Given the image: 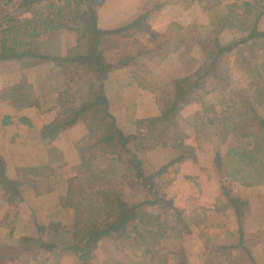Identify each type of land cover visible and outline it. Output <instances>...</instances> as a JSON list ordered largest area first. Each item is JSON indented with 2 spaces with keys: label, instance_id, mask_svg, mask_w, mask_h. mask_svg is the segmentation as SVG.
<instances>
[{
  "label": "trees",
  "instance_id": "1",
  "mask_svg": "<svg viewBox=\"0 0 264 264\" xmlns=\"http://www.w3.org/2000/svg\"><path fill=\"white\" fill-rule=\"evenodd\" d=\"M104 2L105 0H2L0 3V61L33 57L51 60L60 67L68 84L56 99L61 110L60 118L44 126L41 137L52 140L65 129L82 123L90 141L85 174L93 181L92 190L84 185H70L60 198L61 206L73 211L75 232L71 250L78 264H90L89 251L101 240L109 239L119 246L120 242L141 238L148 230L160 231L162 237L174 230L172 224H161L160 216L145 208L162 207L168 210L171 207L166 201L159 200L160 197L154 190V181L165 174L174 176L179 170L178 165L189 152L188 145L194 142L179 130L176 122L183 109L191 105L198 106L195 116L200 115L196 117L200 128L197 133H201L206 127L220 129L223 130L222 140L228 135L226 128L234 125L232 121L239 115L238 110L248 109L252 114V124L244 128L249 132L248 136H254L252 129L255 127H261L264 134V118L256 112V107L264 104V58L258 67L238 52L239 46H245L257 54L264 52V31H258L257 28L258 17L264 15V0H253L258 12L257 18L243 38L233 37L226 41L221 34L226 23L218 21L212 24L211 31L197 43L202 54L200 66L191 75L172 80L163 87L156 86L151 79L152 68L155 66L151 62L154 59L158 63L166 57L170 36L155 32L149 20L165 3L156 2L150 10L130 24L101 30L95 10ZM187 6L189 4L183 5L184 9ZM235 8L228 7V12H233ZM59 30L75 35L76 49L68 50L61 58L41 57L34 53L33 43L40 36ZM79 47L85 51L78 52ZM232 59L234 69L246 77V88L241 90L239 86L235 89L231 86L229 64ZM146 63L152 65L147 67ZM122 68L130 70L139 87L155 93L159 110L158 116L140 120L137 123L138 133L130 137H124L117 129L107 105L109 89L105 84L106 80L110 73ZM247 87L251 89L252 96L247 93ZM212 93L217 94L219 99L207 104L206 97ZM173 150L178 151L176 158L170 156V151ZM256 150L260 151V148ZM98 154L113 157L121 169V178L126 173L132 176L146 189L151 199L132 206L116 201L111 181L90 172V165ZM143 155H160L167 160L162 164L157 161L149 165L152 171L146 174L143 159L140 158ZM220 159L221 154L215 151L213 165L220 176H224L225 170ZM172 166H175V170ZM218 181L220 194L228 200L235 216L239 248L248 254V250L242 245L243 202L220 184V178ZM0 186L10 194V203L19 200L17 184L6 178L5 165L1 159ZM86 210L100 223H92V218L84 220L82 216ZM41 248L60 249L53 244L41 245L30 238H20L16 247L0 246V260L10 261L19 252L35 253ZM223 249L226 248L220 250ZM215 255L222 256V252H212L213 258L218 262L229 260V254L226 260L215 258ZM150 260V263L154 262V258Z\"/></svg>",
  "mask_w": 264,
  "mask_h": 264
},
{
  "label": "crops",
  "instance_id": "2",
  "mask_svg": "<svg viewBox=\"0 0 264 264\" xmlns=\"http://www.w3.org/2000/svg\"><path fill=\"white\" fill-rule=\"evenodd\" d=\"M156 2L165 4L153 13L149 23L158 34L170 36L168 54L152 68L151 79L158 87L189 76L200 66L202 54L197 43L211 31L212 24L226 23L221 30L226 41L243 38L258 14L253 0H105L95 10L98 27L110 30L130 24ZM185 4H189L186 9ZM230 6L236 7L233 12H228ZM257 28L264 31V15L258 17ZM76 46L73 33L59 30L40 36L32 49L41 57L61 58ZM242 48L245 56L257 54L245 46H239L238 51ZM105 84L109 89L108 112L124 137L138 133L140 120L158 116L155 93L139 87L128 68L110 73ZM65 87L60 67L51 60L33 57L0 61V159L5 165L6 178L17 184L19 192V200L10 203V194L0 186V246L13 248L20 238H30L41 245L60 247L41 248L35 253L22 251L13 260L1 259L0 264H78L71 254L73 236L69 237L72 241H61V237L55 239V234L57 230H69L68 224L73 220V211L60 204L67 186L90 180L85 174L90 141L82 123L65 129L52 140L41 137L42 128L60 118L56 99ZM197 162L203 165L198 158ZM109 167L116 175L119 170L116 160L98 154L90 165V172L110 180L111 176L107 177L104 170ZM178 168L176 175L168 180V187L172 186L175 192V187L183 185L187 191V181L191 172H197V166L193 161H183ZM202 177L212 179L205 173ZM225 218L215 226L222 231L219 245L234 247L229 251L238 250L235 246L239 235L233 211L226 208ZM257 236L256 244L261 246L264 231ZM255 247L248 254L257 264L253 256Z\"/></svg>",
  "mask_w": 264,
  "mask_h": 264
},
{
  "label": "rangeland",
  "instance_id": "3",
  "mask_svg": "<svg viewBox=\"0 0 264 264\" xmlns=\"http://www.w3.org/2000/svg\"><path fill=\"white\" fill-rule=\"evenodd\" d=\"M244 50L243 48L240 49L239 54L255 66L260 67L264 52L255 56L251 53L245 56L246 52ZM82 51L84 52L85 49L79 47L78 52ZM151 63L157 64L154 59ZM151 63H146L147 67L151 66ZM232 63H234L233 59L229 64L231 86L234 89L239 86L241 87L240 90L246 88V77L236 71ZM64 82L67 87L65 77ZM251 92V89L247 87V93L250 96H252ZM206 98L207 104H211L216 102L219 96L212 93ZM217 111H219V108H217ZM197 112L198 106L191 105L183 109L176 118L179 130L194 141L188 145L190 149L184 160L186 162L193 161L194 165L197 166V172H191L192 176L187 181V191L183 185L175 187V192L172 191V186L168 187L166 183H169L168 180L173 176L165 174L154 181V190L160 197L159 200L161 202L166 201L171 207L168 210L162 207L159 209L145 208L148 212L157 213L160 216L161 224H172L175 227L174 230L163 237L160 231L152 232L148 230L141 238L134 241L131 238V240L120 242L119 246L109 239L101 240L95 248L89 251L90 254L88 253L90 264H255L249 254L239 248V244L235 246L238 247V250L229 251L234 247L220 250L223 246L219 245L218 240L222 237V231L221 228L215 226L220 225L218 223H220L219 220L222 217L226 220V208L228 211L231 208L228 200L220 194L218 180L220 178V184L243 202L242 228L244 241L242 245L247 250L257 246L256 243L259 241L257 233L264 231V134H262L261 127H255V129H252V135L255 137L248 136L249 132L244 129L252 124V114L248 109L238 110L239 115L232 121L234 125L226 128L228 135L224 140H222L223 130L220 129L215 130L212 127H206L201 133H197L200 128L196 118L200 115L195 116ZM256 112L264 118V104H259L256 107ZM256 148H260V151H257ZM215 151L221 154L220 161L223 170H225L223 173L225 175L221 174L223 177L220 176V173L212 164ZM207 154H210L211 158ZM170 156L176 158L178 151H170ZM140 158L143 159V169L146 174L152 171L149 165L157 161L162 164L167 160V158L164 159L160 155H143ZM197 158L203 162V165L197 162ZM171 168L175 170V166ZM104 170L108 173L107 177L111 176L110 180L113 184L112 190L116 201H120L126 206H132L150 198V194L146 189L141 187L132 176L126 173L121 178L120 167L116 175H113L114 173H112L110 167ZM204 173L212 179L205 180L202 177ZM121 181L122 183H120ZM92 184L91 179L78 182V185H84L90 190H92ZM177 190L184 195V198L178 196ZM209 194L211 197L208 196ZM175 200L181 201H178V203ZM172 211L173 213L170 214ZM82 217L84 220L92 218L94 224L100 223L98 220L95 221L93 214L87 210ZM229 219L232 218L229 217ZM68 225H70L69 230L60 232L57 230L56 238L55 236L54 238L58 240L61 237V241L70 239L69 237L73 236L75 232L73 220ZM236 228H238L237 225ZM55 239L52 238V241H55ZM262 240L264 243V238ZM252 244L253 246H251ZM253 250L255 251L253 256L257 260V264H264V244L255 247ZM217 251L218 253L219 251L222 252V256L215 255V258L226 260L230 253L229 260L234 259V261L218 262L212 256V252ZM151 258H154V262L150 263Z\"/></svg>",
  "mask_w": 264,
  "mask_h": 264
}]
</instances>
